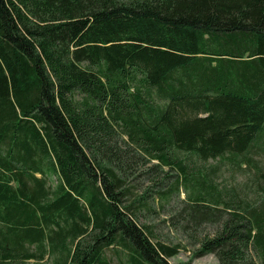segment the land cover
Listing matches in <instances>:
<instances>
[{
	"label": "trees",
	"instance_id": "16d2710c",
	"mask_svg": "<svg viewBox=\"0 0 264 264\" xmlns=\"http://www.w3.org/2000/svg\"><path fill=\"white\" fill-rule=\"evenodd\" d=\"M263 159L264 0H0V264H171L182 193L193 259L264 264Z\"/></svg>",
	"mask_w": 264,
	"mask_h": 264
},
{
	"label": "rangeland",
	"instance_id": "374dc122",
	"mask_svg": "<svg viewBox=\"0 0 264 264\" xmlns=\"http://www.w3.org/2000/svg\"><path fill=\"white\" fill-rule=\"evenodd\" d=\"M264 167V159L261 162ZM217 165V161H209L203 166L210 167ZM174 178L169 179L168 182H172ZM220 183L228 188H241L249 183V175L248 174H240L239 172L233 171L230 166H225L222 168L220 172ZM144 185L139 184V188ZM147 186V185H146ZM186 195L184 193L181 194L180 197H174L173 200L169 203L166 201L160 200L156 203H153V207L155 209V213L151 215L141 216V222L149 225L154 228V233L158 235L160 240L167 242L171 245L181 244L182 251L181 253L170 260L171 264H218V260L213 255H208L205 257H201L198 259H193L194 246L191 244V241L187 238V236L182 233L181 230L176 228L180 227L176 220L173 218L175 213L183 207L180 203L181 199H184ZM214 230L213 225H205L202 229V233H211ZM109 256H113V252H108ZM116 259V258H115ZM25 264H52V262H43L37 263L34 261H30Z\"/></svg>",
	"mask_w": 264,
	"mask_h": 264
}]
</instances>
